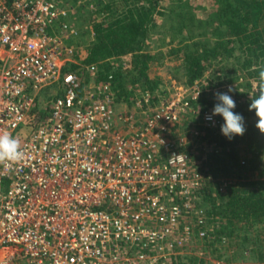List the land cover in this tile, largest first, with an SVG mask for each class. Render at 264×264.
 I'll list each match as a JSON object with an SVG mask.
<instances>
[{
  "label": "built area",
  "instance_id": "built-area-1",
  "mask_svg": "<svg viewBox=\"0 0 264 264\" xmlns=\"http://www.w3.org/2000/svg\"><path fill=\"white\" fill-rule=\"evenodd\" d=\"M74 8L0 0V133L24 153L0 164V264H167L194 236L186 219L203 178L188 141L171 132L184 116L213 128L219 116L207 120L213 109L192 102L200 78L156 103L141 92L135 114L114 101L111 75L87 88L66 69L77 52ZM229 87L219 88L235 101Z\"/></svg>",
  "mask_w": 264,
  "mask_h": 264
},
{
  "label": "trees",
  "instance_id": "trees-1",
  "mask_svg": "<svg viewBox=\"0 0 264 264\" xmlns=\"http://www.w3.org/2000/svg\"><path fill=\"white\" fill-rule=\"evenodd\" d=\"M121 1L126 4L119 10L114 7V2L104 4L100 10L108 11V17L91 24L86 54L82 57L76 55L75 60L78 61L68 64L66 69L77 72L81 66L96 65L98 80L106 81L111 75L108 81L114 90V101L118 104L134 93V88L125 87L124 71H135V78L141 79L142 83L138 97L141 92L148 91L151 100L156 103L163 94L162 88L159 79L149 75L148 61L152 55L144 52V48L148 32L157 26V17L163 16L161 0ZM214 2L215 19L210 26L215 38L210 46L198 39H192L185 46L180 65L185 79L183 83L189 85L201 78L212 59L231 64L233 77H220L218 81L237 83L232 91L236 102L233 111L244 117L246 131L243 136H234L229 140L221 133L224 120L220 115V127L200 125V137L209 149L202 150V155L200 153L197 161L193 162L196 163L195 169L203 175L198 194L210 214L217 217V243L220 245L214 251L218 256L222 255V238L227 237L228 249L233 245L241 247L239 254L232 252L233 257L249 251L251 257L264 264V134L255 127L258 120L255 111H249L252 98L258 95L254 88L258 70L264 65V0ZM125 55H129L131 66L128 69L127 65H123L122 70L115 66V60ZM253 65L257 66V71L252 70ZM137 79L131 78L132 84ZM209 86L215 87L217 83H210ZM198 101L202 104L200 113L219 103L205 96ZM198 101L192 102L195 104ZM194 157L193 153H189L190 160ZM230 259L231 256L228 261ZM181 264L211 263L191 256Z\"/></svg>",
  "mask_w": 264,
  "mask_h": 264
},
{
  "label": "rangeland",
  "instance_id": "rangeland-1",
  "mask_svg": "<svg viewBox=\"0 0 264 264\" xmlns=\"http://www.w3.org/2000/svg\"><path fill=\"white\" fill-rule=\"evenodd\" d=\"M67 3H73L75 8L72 12L71 18L73 24L78 30V35L74 37V43L76 44V55L82 57L86 54L87 46L90 42L91 24L93 22H99L103 18L108 17V11H101L100 9L106 3L114 2L118 10L122 9L126 4L121 0H64ZM161 6L163 7V16L157 17V26L152 28L146 37L144 52L150 53L152 58L148 61L149 75L152 78H158L159 86L162 88V97L170 99L175 97L177 93H181V87H186L191 84H184L183 71L180 67L183 60V52L185 46L189 45L192 39L200 40L207 46H210L215 35L211 31L210 22L213 17V13L216 10V4L214 0H161ZM93 18V19H92ZM215 23V20L213 24ZM93 37V36H92ZM91 37V38H92ZM177 50L178 52H175ZM75 55V57H76ZM129 55L119 57L116 61L117 67L127 65L128 69L131 64L129 61ZM75 60V59H74ZM232 60V59H230ZM78 61V60H75ZM231 64H225L218 60L212 59L206 73L199 79L203 80L200 85V94L195 100H200L202 96L210 99V101H218L216 93H223L225 90L220 89L221 85H231L234 88L237 83L224 82L219 80L233 77L231 73ZM123 70V68L121 67ZM97 66L93 69H87L85 66L77 69L80 78L85 86L88 88L100 80H98ZM124 77L126 79L125 87L134 88L133 95H129L125 100L118 104L121 110L126 112L136 113L137 109L134 107V101L138 98L140 93V87L142 85L141 79L135 78V71H124ZM131 78L136 80L134 84L131 82ZM241 81V80H239ZM238 81V82H239ZM243 83V81H241ZM203 83V84H202ZM210 83H217V86L211 87ZM219 83V85H218ZM256 84V82H255ZM254 84V85H255ZM218 87V88H217ZM254 87V86H253ZM255 88V87H254ZM244 93L245 89L242 88ZM52 91H47L46 95H42L39 99L38 106L43 107L45 101H47ZM53 93V92H52ZM243 93L241 97L243 96ZM187 93L183 92V95ZM232 96L233 93L231 92ZM131 97H134L133 99ZM39 98V97H38ZM133 102H132V101ZM196 107L200 108L202 105L199 101ZM198 105V106H197ZM215 105H212L210 109H214ZM209 109V108H208ZM136 110V111H135ZM202 124L201 118L196 116L187 115L181 118V121L173 128L171 137L174 139L184 138L188 141V152L195 155L193 160H190V166L192 170L195 169L193 162H196L200 156L201 151L208 150L209 147L202 141L200 125ZM191 145V147L189 146ZM202 155V153H201ZM193 163V164H192ZM223 179H229L223 177ZM190 205L194 209L186 219L189 225H192L194 230V236L188 242L182 246V248H174L171 255L166 260L167 264H181L186 262L188 257H195L198 259H204L211 264H262L251 257L249 251H244L243 255L232 256V252L239 254V245L236 247L233 245L231 249L229 247V239L223 237L224 244H222V255L219 257L214 249L220 245L217 243L218 233L216 228L219 225L215 222L217 217L210 214L209 209L203 205V199L196 190L193 196L190 198ZM203 209V215H197V209ZM199 218L202 222H198ZM198 230L202 231V234H198ZM227 240V241H226ZM213 243V244H212ZM239 249V250H238ZM232 257L228 261V257ZM227 259V260H226Z\"/></svg>",
  "mask_w": 264,
  "mask_h": 264
},
{
  "label": "clouds",
  "instance_id": "clouds-1",
  "mask_svg": "<svg viewBox=\"0 0 264 264\" xmlns=\"http://www.w3.org/2000/svg\"><path fill=\"white\" fill-rule=\"evenodd\" d=\"M252 70L257 71V66L253 65ZM255 88L258 95L256 98H252L249 111H255V116L258 118L255 127L261 134H264V65L259 67ZM232 91L233 88L229 87L228 92ZM215 95L219 103L214 106L213 113L206 119L211 121L213 116L220 115L224 120L221 133L225 137L231 140L234 136H243L246 131L244 117L233 111L236 102L227 93H216ZM23 158L24 153L21 150L19 139L8 132L0 133V164L16 163Z\"/></svg>",
  "mask_w": 264,
  "mask_h": 264
}]
</instances>
